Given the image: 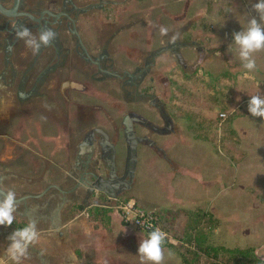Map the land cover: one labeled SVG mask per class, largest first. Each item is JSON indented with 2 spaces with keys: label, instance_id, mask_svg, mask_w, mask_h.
Returning <instances> with one entry per match:
<instances>
[{
  "label": "rangeland",
  "instance_id": "374dc122",
  "mask_svg": "<svg viewBox=\"0 0 264 264\" xmlns=\"http://www.w3.org/2000/svg\"><path fill=\"white\" fill-rule=\"evenodd\" d=\"M255 2L256 0H141L136 3L128 0L127 12L130 15L145 14L153 24L149 30L147 22H139L138 29L149 30L146 32L158 39L161 26L174 27V40L179 39L176 50L188 67L182 71L175 62L174 74L161 70V80L164 83L159 90L162 92L165 87V93L170 91L169 103L174 108L175 126L181 133V138L170 146L172 150L168 151V155L175 159L177 166L187 169L174 172L170 183L172 167L166 165L160 171L159 168L147 166L146 156L150 154L152 160L157 156L140 146L134 183L121 195L120 200L130 198L141 207L159 210L161 217L173 214L175 219L169 223V228L177 238L183 239L189 230H199L197 233L203 230L207 236L206 241L210 244L229 248L252 247L258 256L264 257V121L248 113L247 102H242V106L231 113L239 100L238 91L233 96L237 77L232 67V57L239 62L236 64L239 65L240 79L264 81V50L253 54L256 69L246 79L247 70L242 67L238 46L233 42V33L246 28L250 16L258 19V14L251 7ZM156 18H159V27L154 22ZM174 18L175 21L172 20ZM158 44L155 40L153 46ZM133 50L130 49L129 52ZM168 62L171 65L172 58L168 54H161L159 65L163 67ZM168 77L174 80L169 86ZM111 93H115L112 97L120 98L118 93ZM106 101L96 99L97 104L109 109L110 102ZM131 104L133 103H127L129 108L132 107ZM145 107L144 104L141 105V112H146ZM220 111L228 113L223 121L218 118ZM115 118L119 123L120 117ZM215 120L219 121L221 141L224 143V149L219 151L212 144L216 135ZM23 121H26L28 127L17 129ZM0 132L6 133L4 137L0 135V155H7V150H4L6 143H11V138H17L21 142H30L32 146L35 144L36 151L47 157L52 156L54 163H66L67 150L64 148L69 133L64 135L42 113L36 112L31 117L27 115L25 120L23 116H15L9 126L1 128ZM166 146L169 144L166 143ZM12 153L20 158L15 159L16 161L29 164L33 162L40 167V158L30 151L17 149L14 152L12 150ZM8 160L5 158L3 163L0 162V170L7 166L12 170L17 167ZM27 167L34 170L33 165ZM4 186L16 194L30 188L28 183L14 181L13 178L4 181ZM228 189H232L230 193L233 195L226 194ZM217 193L220 194L219 205L208 208L207 201ZM72 206H75L72 211L76 212L77 205ZM205 209L211 210V219L205 215ZM196 210L201 214L200 218ZM188 211L190 214H185ZM112 213L114 224L120 225L117 213L114 210ZM183 215L187 219L186 225H183L185 220H180ZM14 221L7 227H14L20 220L15 218ZM125 229H131L138 240L147 237L144 231L135 230L132 225ZM108 231L106 234L96 232L93 239H89L91 246L89 245L90 252H87L91 255L87 263L141 264L137 254L138 242L131 239L126 242L118 231ZM66 240V245L72 247L78 241H87L84 238ZM7 246L0 245V261H4V264H8L5 252ZM176 247L182 253L185 246ZM163 250V264H174V261L176 264H183L174 248L166 247ZM196 264H206V261L200 260Z\"/></svg>",
  "mask_w": 264,
  "mask_h": 264
},
{
  "label": "flooded vegetation",
  "instance_id": "af4514ba",
  "mask_svg": "<svg viewBox=\"0 0 264 264\" xmlns=\"http://www.w3.org/2000/svg\"><path fill=\"white\" fill-rule=\"evenodd\" d=\"M134 1L138 3L141 0ZM127 9L128 0H0V129L9 126L15 116H23L25 120L27 115L31 117L38 112L64 135L69 133L64 148L67 150L64 169L68 171L65 175L68 181L61 186L64 196L72 198L76 193H85L81 186L75 188L76 183L80 179L86 183L92 173L103 178L101 185L107 193H99L97 197L95 192L88 193L85 215L94 206L113 207L134 183L135 175L126 189L127 125L131 126V137L136 141L135 168L140 146L169 161L171 157L167 148L181 138L175 126L174 108L169 103L170 91L165 93L167 90L163 86L162 92L159 90L164 83L161 70L174 74L175 62L182 71L188 67L176 50L179 39L174 40L175 29L167 28V35L161 34L155 39L153 34L146 32L153 27L150 19L145 14L130 15ZM158 21L159 18L154 21L157 27L160 26ZM139 22H147L149 30L138 29ZM18 26L27 27L34 36L44 29H51L56 38L34 54L23 40L16 37ZM155 40L159 44L154 47ZM187 43L191 46L190 42ZM130 49H134L133 52H129ZM161 54H168L173 63L160 66L158 59ZM169 77L168 86L174 81ZM111 92L118 93L120 98L112 97L115 93ZM96 99L107 100L110 108L101 107ZM127 103H133L132 107L129 108ZM142 104L146 106V112H141ZM115 117H120L119 123ZM215 121L216 135L212 144L219 151L224 149V143L219 121ZM26 124L23 121L17 129H26ZM99 131L107 135L109 144L103 143ZM5 134L0 132L1 137ZM9 142L5 147L16 144L18 149L38 156L45 165L43 159L47 156L36 151L35 144L32 146L30 142H21L17 138H11ZM12 154V158L17 157ZM5 158L0 162L3 163ZM146 159L147 163L151 162L150 154ZM96 164L100 165L99 168ZM104 164L106 169L103 170L101 166ZM44 165L36 175L45 173ZM54 166L63 175L65 170L60 162ZM18 175L8 166L4 167L0 170V186L9 190L4 181L22 178ZM26 192L17 193V198ZM219 197L217 193L209 199L207 207L219 205ZM34 201L26 198L18 202L14 216L20 221L12 228L0 226V237L6 238L10 230L24 227L31 216L39 219L36 221L39 237L48 235L49 231L44 227L48 222L40 219L45 209L41 208V201L35 208L31 207ZM63 229L55 234L64 233ZM79 259L77 255L76 260ZM70 262L72 260H68ZM87 262L89 260L85 264Z\"/></svg>",
  "mask_w": 264,
  "mask_h": 264
},
{
  "label": "crops",
  "instance_id": "0c3cea01",
  "mask_svg": "<svg viewBox=\"0 0 264 264\" xmlns=\"http://www.w3.org/2000/svg\"><path fill=\"white\" fill-rule=\"evenodd\" d=\"M233 56V55H232ZM239 62H237L236 60H234V58L232 57V67L233 70L235 72V75L237 77V80L235 81V85H234V90H233V96H236V91L239 92V100H238V104L236 106H233L232 108V112L231 113H235L236 111H234L236 108H240L242 106V102H247L248 98L250 95H255V94H259L261 96H264V81H257V80H251V81H246L245 79H240V76L238 77V69H239V65L237 64ZM246 77V76H245ZM236 79V78H235ZM246 79H248V77H246ZM243 80V81H242ZM237 82V84H236ZM241 92V93H240ZM236 109V110H237ZM261 140V138H260ZM18 147L16 146V144H12L9 145L7 147H4V150H7V155H0V160L4 159L7 156V159L11 160L12 164H15V166H17L14 170L15 173L22 175L19 176V178L21 179H14V181H24L26 183H28L30 185V188L27 189V191L29 192H39L41 191L43 188H45V186H47L48 184H56L58 185L62 190L63 188L61 187L62 185L65 186V182H67V177L66 175V171L67 169H64V166L66 164H64V162H60V164L63 166V170L64 173L63 175H61L60 173H58V169L53 166V157L49 156L45 159H43V161H45V165L44 163L40 164L36 166L33 162H31V164H29L28 162L23 161L18 162L15 161V159H17V157L14 156V158H12L11 156L12 154V150H17ZM82 150V147L79 149ZM168 150H172L171 148H169ZM176 152V149L174 147L173 149ZM156 158L158 160H156ZM155 159H153L151 162L147 163V166H151L153 168H159L160 171H162L166 165L167 166H171L173 172L172 175L169 176L170 179V183L173 181L174 178V172L176 171H181L183 170L182 168L185 167H179L177 166V162L175 161L174 158L171 157V160L167 161L165 159H159L160 157H156ZM17 162V163H15ZM41 162V161H40ZM53 163V164H52ZM63 163V164H62ZM28 165H33L34 170H32V168H28ZM44 165L45 168V173L42 175H36L38 169H42L41 167ZM18 166L20 168H18ZM176 166V167H175ZM39 167V168H38ZM162 169V170H161ZM232 189H228L226 191V194L228 196L233 195L231 194ZM65 193V192H64ZM64 193H62L60 190L56 189V188H51L48 189L47 192L44 194V196L41 198V208L45 209V214L42 216V221L43 222H48L44 227H47L46 229H48L49 232L48 235L46 236H40L35 243H33L32 245H30L29 249H28V253L27 255L22 258L21 263L24 264H69L68 260H72V262H70V264H80V262L82 261V263L84 264L87 260H90L89 256L91 255L89 251V245L91 244L88 243L89 239H93L92 237H94V235L96 234V232L99 233H108L109 229L113 230L115 232H119L122 234V237L125 239V241L127 242L129 239H131L134 242H138L139 240L137 239V236H134L132 233L131 229L126 230L125 227L129 226L128 224L123 223V221L121 220V217L118 213V211H116L113 207L109 208V212H108V217H109V224H108V228L104 225H102L101 223L97 222V221H92L88 218L87 215H85L83 213V211L85 212L86 208H84L83 210H80V205L81 204H85L88 201V193L85 191V193H76L74 194V196L72 198H69L68 196H64ZM64 197L66 198V201L64 202ZM138 202V201H137ZM139 203V202H138ZM73 204L77 205V211L74 212L72 211V209L75 206H72ZM31 207L35 206V203L31 204ZM70 207V208H69ZM57 208V216L58 218L56 219V211H54ZM145 208V207H143ZM70 209V210H69ZM148 209V208H145ZM167 209V208H166ZM115 211L117 213V221L120 223V225H115L113 217H112V211ZM150 210H155L159 213V210L156 209H150ZM195 210V209H194ZM191 211V210H190ZM198 211V210H196ZM195 211V212H196ZM208 209H205V213H210ZM165 212V211H164ZM199 212V211H198ZM169 213V212H167ZM166 213V214H167ZM188 212H185V214H188ZM194 213V211H193ZM190 214V213H189ZM71 215H74L73 217ZM161 215V214H160ZM201 215V214H200ZM180 220H185L183 225L187 224L186 223V216H181ZM32 221H34L36 223V221H38V217L33 218V216H31L30 218ZM163 219L166 225V228L171 232V234L173 233L171 231V229L169 228V223L174 219L175 216L173 214H171V216L169 214L163 215ZM58 220V225L57 226H53L52 224L56 223ZM39 225H36V227H38ZM43 227V228H44ZM135 230H139L138 228L132 226ZM66 229V231L64 230V233H60L59 236H57L55 233L60 230V229ZM9 230V229H7ZM141 231V230H139ZM12 232V230H10L9 234ZM186 233V232H185ZM9 234L7 235V237L9 236ZM62 236V237H60ZM174 236V235H173ZM7 237H0V245L3 246L4 245H8V239ZM72 238H76V239H87V241H78V244L74 247H72L71 245H66L65 239L70 240ZM177 238V237H176ZM178 239V238H177ZM66 240V241H67ZM93 243V241H92ZM127 244V243H125ZM174 244V243H173ZM175 245V244H174ZM91 246V245H90ZM104 245H102L103 247ZM163 249H165L166 247H162ZM88 251V252H87ZM175 251V249H174ZM80 256L79 260L77 259V255ZM177 253V251H176ZM87 259V260H86ZM177 259V258H174ZM79 261V263L77 262ZM85 261V262H84ZM174 264H176V262H172Z\"/></svg>",
  "mask_w": 264,
  "mask_h": 264
},
{
  "label": "clouds",
  "instance_id": "9594fccd",
  "mask_svg": "<svg viewBox=\"0 0 264 264\" xmlns=\"http://www.w3.org/2000/svg\"><path fill=\"white\" fill-rule=\"evenodd\" d=\"M251 7L258 14V19L256 16H250L247 27L233 33V42L238 46L242 67L247 70L246 77H249V74L256 69V60L253 54L264 50V0H256ZM159 31L162 35H167L168 29L161 26ZM15 35L18 39L23 40L34 54L38 53L42 46L49 45L56 38V33L51 29H44L38 36H34L24 26L16 27ZM247 111L252 117H258L264 121V96L250 95L247 100ZM17 206L16 193L11 189L5 191L0 186V226L13 224ZM167 235L159 227H154L148 232L146 238L139 240L137 254L141 264H146V262L163 264L165 254L162 245L167 239ZM38 238L39 232L34 221L30 220L24 227L14 229L7 237L8 246L5 252L8 264H21L30 245L35 243ZM0 264H4V261H0Z\"/></svg>",
  "mask_w": 264,
  "mask_h": 264
},
{
  "label": "trees",
  "instance_id": "16d2710c",
  "mask_svg": "<svg viewBox=\"0 0 264 264\" xmlns=\"http://www.w3.org/2000/svg\"><path fill=\"white\" fill-rule=\"evenodd\" d=\"M128 200L131 199H123V201ZM108 212L109 208L94 206L88 210L87 216L90 220L97 221L108 228ZM197 213L200 218L199 212ZM205 215L211 219L209 213ZM198 231L189 230L183 239L178 238L179 244L177 245L165 240L162 247L174 248L177 251L176 246H185L182 253L177 251L183 264H196L200 260L206 261V264H264V257L258 256L254 248H229L223 245H213L206 241L207 236L203 230L201 233H197Z\"/></svg>",
  "mask_w": 264,
  "mask_h": 264
},
{
  "label": "water",
  "instance_id": "95a60500",
  "mask_svg": "<svg viewBox=\"0 0 264 264\" xmlns=\"http://www.w3.org/2000/svg\"><path fill=\"white\" fill-rule=\"evenodd\" d=\"M99 133H101V135L103 136V143L104 144H109V142L107 141V135L102 132V131H99ZM129 135L130 137L132 136V128L130 125H127L125 127V138H126V142H127V148H128V158L126 160V172H125V176L128 174V179L125 180L126 182V189L128 188V185H130L132 182H133V177H134V168H135V162H136V157H135V151H136V141L131 137V139L129 138ZM111 146V144H110ZM112 165H113V162L112 160H110ZM97 168H99V164H96L95 165ZM101 168L104 170L106 169L105 167V164L101 166ZM124 176V178H125ZM101 176L97 173H92L91 174V178L86 182L84 183V181H82L81 179L78 180V182L76 183V187H80L85 189V191L87 193H91V192H95V197L98 196L99 193H106V189L101 185ZM51 188H56L58 190H60L62 193H64V190H62L58 185L56 184H48L47 186H45V188H43L41 191L39 192H26V194L24 196H21L19 198H17V201H21V200H25L26 198H30L32 200H35L33 202V204L35 203H39L41 198L44 196V194L47 192L48 189H51ZM74 189V187L72 188V190ZM125 189V190H126ZM5 190V189H4ZM6 191V190H5ZM108 198H112L111 195H107ZM32 204V203H31ZM85 205L86 204H81L80 205V210H83L85 208ZM98 205H102V204H98ZM87 206V205H86ZM104 206V205H103ZM35 208V207H33ZM56 211V219L58 218L57 216V208L54 210ZM58 220L56 223L52 224L54 227L57 226L58 224Z\"/></svg>",
  "mask_w": 264,
  "mask_h": 264
},
{
  "label": "built area",
  "instance_id": "2783aa9c",
  "mask_svg": "<svg viewBox=\"0 0 264 264\" xmlns=\"http://www.w3.org/2000/svg\"><path fill=\"white\" fill-rule=\"evenodd\" d=\"M227 117L228 113L226 112L220 111L218 114L220 121H223ZM113 208L118 211L123 223L132 225L139 230L144 231L146 234H148L152 228L159 227L168 234L167 241L171 243L178 242V239L166 228L163 217H161L157 211L145 209L137 205L133 200H120L113 206ZM83 213L85 214L84 211Z\"/></svg>",
  "mask_w": 264,
  "mask_h": 264
}]
</instances>
